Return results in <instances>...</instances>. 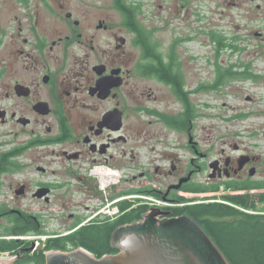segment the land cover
Returning <instances> with one entry per match:
<instances>
[{
  "label": "flooded vegetation",
  "instance_id": "obj_1",
  "mask_svg": "<svg viewBox=\"0 0 264 264\" xmlns=\"http://www.w3.org/2000/svg\"><path fill=\"white\" fill-rule=\"evenodd\" d=\"M116 1L113 8L122 21L115 27L130 38L112 34L110 13L71 10L63 1L48 11L56 16L51 22L35 18L27 25V53L17 50L27 57V85L0 87V241L15 243L10 251L18 256L15 263L27 264V253L44 249L47 240L110 223L95 214L110 201V190L100 191L87 176L93 170L116 169L130 183L123 191L155 193L124 195L133 207L146 203L140 196L167 202L157 220L179 218L187 207L216 201L206 198L264 192V187L246 189L264 183L254 178L261 154L233 137L210 140L197 133L207 117L201 97L217 93L226 78L249 76L247 64L228 70L216 64L212 81L193 86V58L175 48L191 36L166 50L160 42L151 44L143 38L138 10L135 24H129ZM105 35L107 40L96 44ZM224 41L213 33L215 63L223 47L240 51ZM144 42L152 45V55H145ZM17 84L27 88L26 95L18 93ZM20 220L37 223L45 233L41 249L34 240L21 239L27 235L16 226ZM65 221V232L49 228ZM108 243L111 248V236Z\"/></svg>",
  "mask_w": 264,
  "mask_h": 264
},
{
  "label": "rangeland",
  "instance_id": "obj_2",
  "mask_svg": "<svg viewBox=\"0 0 264 264\" xmlns=\"http://www.w3.org/2000/svg\"><path fill=\"white\" fill-rule=\"evenodd\" d=\"M63 1L71 10L110 13L112 34L131 37L115 27L122 18L113 8V0H0V87L14 86L16 82L27 85V57L17 52L27 53V43H24L28 37L27 25L35 18L40 23L51 22L56 16L48 11L57 9ZM122 1L137 7V22L143 25L151 44L160 42L166 50L176 40H187L191 36V42H179L175 48L187 60L193 58L190 64L193 86L197 82L212 81L214 65L228 70L231 64H247L249 76L226 78L217 93L201 97L208 108L203 111L207 117L199 123L197 133L210 140L218 136L233 137L244 148L261 154L263 164L254 178L264 179V0ZM213 33L225 40L222 44L232 43L240 51L232 53L223 47L222 56L215 63ZM104 40H107L106 35L101 40L98 37L96 44ZM135 54L139 55L138 49ZM24 137L25 133L20 136ZM129 185L122 175L119 184L109 192L110 200L119 198L116 195ZM4 192L8 194L7 189ZM197 198L201 200V196ZM67 225L66 221L52 223L49 228H64L62 232H65ZM44 237L42 232L33 239L37 249L43 247ZM0 256L16 255L0 253Z\"/></svg>",
  "mask_w": 264,
  "mask_h": 264
},
{
  "label": "trees",
  "instance_id": "obj_3",
  "mask_svg": "<svg viewBox=\"0 0 264 264\" xmlns=\"http://www.w3.org/2000/svg\"><path fill=\"white\" fill-rule=\"evenodd\" d=\"M116 7L122 11L128 23H134V13L137 7L126 4L122 0L116 1ZM142 32L143 30H139ZM143 38L149 41L148 37ZM145 55H152V45L144 42ZM264 183L257 182L249 185L246 189H261ZM194 192H205L208 189H192ZM144 193L155 196L154 192L143 190L120 191L116 196L136 195ZM216 200L187 207L180 214L191 217L206 234L213 240L229 264H264V192L243 195H226L218 198H206ZM221 201V202H220ZM121 215L110 223L90 225L80 228L61 239L47 240L46 247L37 253H27V264H44L46 250L68 252L76 248H84L95 257L99 258L107 254H115L116 251L109 247V237L114 230L123 225L131 224L142 219L146 213L145 205L133 207L127 200L117 204ZM260 212L246 213L237 209ZM178 211H176L177 213ZM179 213V212H178ZM76 225V224H75ZM75 225L71 226L74 227ZM16 226L22 227L21 234L39 236L42 232L38 224L27 220V223L20 220ZM15 243L13 241H0V253H12ZM21 264V263H15Z\"/></svg>",
  "mask_w": 264,
  "mask_h": 264
},
{
  "label": "water",
  "instance_id": "obj_4",
  "mask_svg": "<svg viewBox=\"0 0 264 264\" xmlns=\"http://www.w3.org/2000/svg\"><path fill=\"white\" fill-rule=\"evenodd\" d=\"M16 90L20 95L27 93L23 85L17 84ZM159 210L150 209L140 221L117 227L111 235L115 254L97 258L81 247L68 252L51 250L44 254V264H229L191 217L157 220L163 215ZM17 258L0 256V264H13Z\"/></svg>",
  "mask_w": 264,
  "mask_h": 264
},
{
  "label": "built area",
  "instance_id": "obj_5",
  "mask_svg": "<svg viewBox=\"0 0 264 264\" xmlns=\"http://www.w3.org/2000/svg\"><path fill=\"white\" fill-rule=\"evenodd\" d=\"M105 175V176H103ZM90 179H93L96 184L97 187L99 188L100 191H109L111 190L112 187H114L115 185L119 184L122 175L118 173V171L114 168H106L104 171H96L93 170L91 171L88 175H87ZM139 198H143L145 199L146 203L144 204L147 207V211L145 214H148L150 209H162L165 208L167 206H169V204L159 198L153 197V196H140ZM127 197H119L116 198L114 200H110L108 201V203L105 206H102L101 208H99L95 214L96 215H101L103 217H106L108 221L112 222L114 220H116L120 215H121V211L119 210L117 204L118 202L124 201L126 200ZM260 213V212H258ZM264 214V213H262ZM21 239L24 240H33L35 239L34 236L32 237H21Z\"/></svg>",
  "mask_w": 264,
  "mask_h": 264
},
{
  "label": "bare ground",
  "instance_id": "obj_6",
  "mask_svg": "<svg viewBox=\"0 0 264 264\" xmlns=\"http://www.w3.org/2000/svg\"><path fill=\"white\" fill-rule=\"evenodd\" d=\"M103 176H105V175H103ZM221 202V201H220ZM237 209H239V210H241V211H243V208H239V207H236ZM245 211H247V210H245ZM244 212V211H243ZM247 212H249V213H252V214H254V213H258V212H253V211H247ZM141 220V219H140Z\"/></svg>",
  "mask_w": 264,
  "mask_h": 264
}]
</instances>
